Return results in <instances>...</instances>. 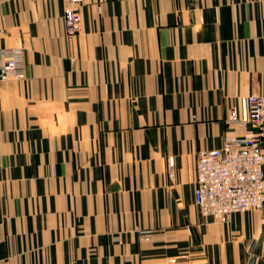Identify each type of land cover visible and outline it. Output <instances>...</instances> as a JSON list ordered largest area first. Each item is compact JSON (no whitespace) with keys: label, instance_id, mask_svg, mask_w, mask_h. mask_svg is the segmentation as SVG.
<instances>
[{"label":"crops","instance_id":"crops-1","mask_svg":"<svg viewBox=\"0 0 264 264\" xmlns=\"http://www.w3.org/2000/svg\"><path fill=\"white\" fill-rule=\"evenodd\" d=\"M0 0V264H262L264 207L193 202L195 159L264 92V0Z\"/></svg>","mask_w":264,"mask_h":264},{"label":"built area","instance_id":"built-area-1","mask_svg":"<svg viewBox=\"0 0 264 264\" xmlns=\"http://www.w3.org/2000/svg\"><path fill=\"white\" fill-rule=\"evenodd\" d=\"M62 1L65 33L70 37L79 30L74 10L81 0ZM23 58L21 48L0 47L1 82L23 77ZM243 105V116L231 109L228 123L242 129L250 124L256 132L226 135L220 148L200 151L195 159L194 205L203 216L221 222L231 214L264 207V92L248 96Z\"/></svg>","mask_w":264,"mask_h":264},{"label":"rangeland","instance_id":"rangeland-1","mask_svg":"<svg viewBox=\"0 0 264 264\" xmlns=\"http://www.w3.org/2000/svg\"><path fill=\"white\" fill-rule=\"evenodd\" d=\"M79 4H80V3H79ZM79 4H78V5H79ZM78 5H77V6H75V10H74V11H75V12L78 14V16H79V13H78V12H77V10H76V9H77V7H78ZM63 20H64V18H63ZM234 214H235V213H234Z\"/></svg>","mask_w":264,"mask_h":264}]
</instances>
